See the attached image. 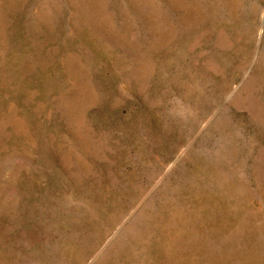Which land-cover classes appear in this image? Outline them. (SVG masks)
I'll return each instance as SVG.
<instances>
[{
  "label": "rangeland",
  "instance_id": "rangeland-1",
  "mask_svg": "<svg viewBox=\"0 0 264 264\" xmlns=\"http://www.w3.org/2000/svg\"><path fill=\"white\" fill-rule=\"evenodd\" d=\"M0 264H264V0H0Z\"/></svg>",
  "mask_w": 264,
  "mask_h": 264
}]
</instances>
